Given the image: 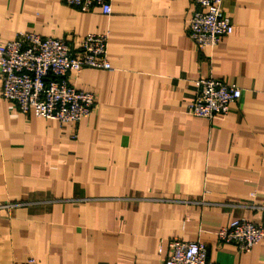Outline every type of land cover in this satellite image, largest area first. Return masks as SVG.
Instances as JSON below:
<instances>
[{"label": "crops", "instance_id": "obj_1", "mask_svg": "<svg viewBox=\"0 0 264 264\" xmlns=\"http://www.w3.org/2000/svg\"><path fill=\"white\" fill-rule=\"evenodd\" d=\"M222 8L232 32L198 47L192 0H111L109 15L0 0V42L106 34L110 64L68 75L95 100L77 123L0 94V264H162L172 238L205 244L209 264H264V236L248 252L217 238L235 218L264 228V0ZM199 77L241 97L224 116L190 115Z\"/></svg>", "mask_w": 264, "mask_h": 264}, {"label": "built area", "instance_id": "obj_2", "mask_svg": "<svg viewBox=\"0 0 264 264\" xmlns=\"http://www.w3.org/2000/svg\"><path fill=\"white\" fill-rule=\"evenodd\" d=\"M66 5L88 12L98 6L111 13V0H63ZM224 0H192L193 9L186 19L187 35L198 47L214 46L232 32L230 18L223 11ZM84 67L110 69L106 34L87 33L78 44L62 38L19 32L0 42L1 96L13 102L21 113L45 119L79 122L94 105L91 92L70 84L68 75ZM241 97L235 84L211 77L195 80V93L186 104V113L211 119L227 114L229 105ZM264 236V228L253 221L235 218L217 231L219 242L232 243L248 252ZM11 264H38L33 257ZM162 264H209L208 248L198 241L172 238L167 242Z\"/></svg>", "mask_w": 264, "mask_h": 264}]
</instances>
